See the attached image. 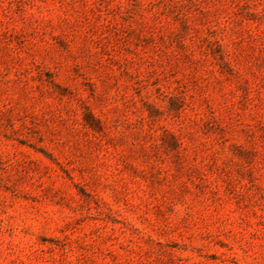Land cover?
<instances>
[{
  "label": "rangeland",
  "instance_id": "rangeland-1",
  "mask_svg": "<svg viewBox=\"0 0 264 264\" xmlns=\"http://www.w3.org/2000/svg\"><path fill=\"white\" fill-rule=\"evenodd\" d=\"M0 264H264V0H0Z\"/></svg>",
  "mask_w": 264,
  "mask_h": 264
}]
</instances>
